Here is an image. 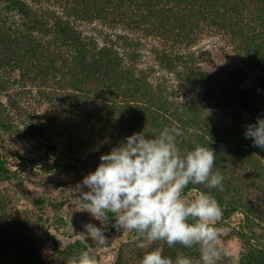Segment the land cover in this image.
Wrapping results in <instances>:
<instances>
[{"label":"trees","instance_id":"trees-1","mask_svg":"<svg viewBox=\"0 0 264 264\" xmlns=\"http://www.w3.org/2000/svg\"><path fill=\"white\" fill-rule=\"evenodd\" d=\"M85 23L119 32L99 42L79 29ZM205 34L264 74V0H0V91L19 86L0 103V264H67L80 251L94 255L95 241L74 236L58 215L63 198L54 204L41 194L27 206L23 187L49 182L63 194L54 174L91 171L127 135L166 126L182 129L181 147L200 144L216 154L223 191L189 185L186 194L211 191L222 221L240 213L237 235L246 251L237 264H264V150L244 136L264 116V78L257 88L216 84L203 67L210 53L190 51ZM144 39L158 44L154 66L141 63ZM31 95L45 106L42 114L26 101ZM17 121L46 141L44 156L3 148V133ZM101 223L105 234L114 231L111 216ZM137 242L144 241L130 233L109 264H140ZM164 252L200 264L195 248L165 245Z\"/></svg>","mask_w":264,"mask_h":264},{"label":"clouds","instance_id":"clouds-1","mask_svg":"<svg viewBox=\"0 0 264 264\" xmlns=\"http://www.w3.org/2000/svg\"><path fill=\"white\" fill-rule=\"evenodd\" d=\"M183 135L179 126L127 135L102 153L96 167L70 192L100 223L111 216L117 232L135 233L137 241H144L136 244L142 251L140 264H193L189 256L165 255V245L195 248L200 264H220L224 259L237 264L239 254L221 244L217 225L223 211L211 191L186 194L189 185L223 191L224 177L213 170L216 154L200 144L181 147L178 138ZM244 136L264 150V116L247 124ZM84 235L100 246L108 243L102 226L88 223ZM67 264H97V259L80 251Z\"/></svg>","mask_w":264,"mask_h":264},{"label":"rangeland","instance_id":"rangeland-1","mask_svg":"<svg viewBox=\"0 0 264 264\" xmlns=\"http://www.w3.org/2000/svg\"><path fill=\"white\" fill-rule=\"evenodd\" d=\"M78 27L85 34L93 35L99 42L104 38L112 37L119 32L110 30L97 23L80 24ZM156 46H158L157 42L152 39L142 40L140 53L142 55L141 63L143 66H154L153 49ZM190 51L194 53L201 51L210 53L211 61L206 63L203 62V67L210 74L212 80L216 84L231 82L238 83L239 86L243 88H257L258 81L264 78L263 73L251 71L246 62L238 58L217 35L205 34L195 46L190 48ZM156 74H161V72L157 69ZM18 90L19 86L15 85L9 91H0V103L6 105L7 96L9 94H15ZM26 101L34 106V111L37 112V114H42L45 108L43 103L37 100L33 95L29 96ZM2 145L8 153H18L27 158L44 156L47 148L46 141L40 136L27 133V130L20 121H17V127L13 131H6L3 133ZM12 166L15 167V164L12 163ZM33 166L37 170H40V172H43L44 170V166H42L41 163L36 162ZM88 172L90 171L87 169L79 168L76 171L54 174V179L64 183L62 188H64L65 192L63 194L59 189H54V186L49 182L44 185V187L37 188L31 184H26L23 187V194L21 193L23 195V201L27 206H31L36 196L41 194L52 199L54 204H59L64 200L65 203L58 215L71 226V232L74 236L83 238L85 236L86 224L92 223L97 226H102L100 221L96 220L88 211H86V206H82L81 203L83 202L79 201L78 198L70 192L76 183L80 182L82 177ZM60 197L63 198V200ZM242 218L243 217L240 213H234L230 218H225L224 221H221L217 225V228L222 233V246L229 248L234 253H238V258L241 253L246 251V246L237 235V232L242 229L240 228ZM105 235L108 238V243L104 246H100L95 242L96 248L93 249V254L96 257L98 264L111 263L115 258L118 245L130 238L129 232H117L115 229L113 232ZM220 263L233 264V262L228 259H224Z\"/></svg>","mask_w":264,"mask_h":264}]
</instances>
